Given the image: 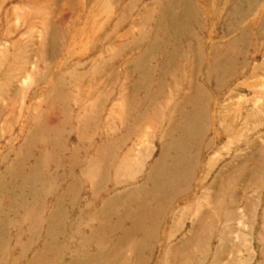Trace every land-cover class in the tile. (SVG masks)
I'll return each instance as SVG.
<instances>
[{
    "label": "rangeland",
    "instance_id": "1",
    "mask_svg": "<svg viewBox=\"0 0 264 264\" xmlns=\"http://www.w3.org/2000/svg\"><path fill=\"white\" fill-rule=\"evenodd\" d=\"M0 264H264V0H0Z\"/></svg>",
    "mask_w": 264,
    "mask_h": 264
}]
</instances>
